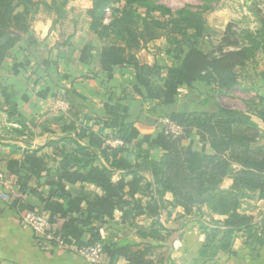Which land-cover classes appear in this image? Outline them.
Masks as SVG:
<instances>
[{
	"label": "trees",
	"instance_id": "16d2710c",
	"mask_svg": "<svg viewBox=\"0 0 264 264\" xmlns=\"http://www.w3.org/2000/svg\"><path fill=\"white\" fill-rule=\"evenodd\" d=\"M88 1L89 6L85 10L89 19L88 28L98 39L105 40L110 36L108 30L115 24V18L104 23L103 14L107 7L111 10L116 0ZM18 7L23 9L16 11ZM37 9L38 2L35 0H0V67L7 52L19 39L9 33V28L28 32L29 15ZM57 11L61 13L63 10ZM259 21L257 30L239 29L235 23L228 22L219 45L213 51H205L198 43V38L204 33L201 12L180 8L166 21L150 20L144 23L142 29L126 27L120 37L124 42L122 45H102L97 51L100 69L110 78L114 68L132 67L131 92L139 95L144 102H156L158 107L174 106L183 86L190 88L199 83L213 85L217 90L232 89L238 83L237 71L264 49V17ZM155 29L165 30L168 36L175 38L165 48V53L173 58V63L169 65L157 62L141 64L136 58V52L146 48L157 37ZM85 50L86 47L81 60L88 57ZM103 110L105 116L100 123L112 130L108 137L122 141V145H119L122 148H112L110 154L115 157L125 150V155L129 156L134 151L131 147H136L138 157L142 158L141 164H131L123 159V167L128 174H133L143 166L152 177L150 182L144 181L143 191L154 185L157 199L161 202L164 194L169 192L173 206L181 207L183 213L189 214L195 204L201 203L203 187L214 177L226 175H232L234 188L256 190L259 197L264 196V135L262 144L254 145L259 136V125L248 114L223 107L215 112L170 110L167 117L184 128L182 135L172 136L164 134L153 124L131 119L129 107L122 100L104 103ZM257 118L264 123V110L258 111ZM74 129L69 124L65 130L75 132L76 138L86 134L84 130L78 132ZM193 130L203 144L200 152L192 149ZM86 135L91 144L105 153L106 148L101 147V132L90 131ZM66 137L67 140L76 139L71 135ZM144 144L150 149H160L159 158L148 159L149 150L141 148ZM206 144L212 150L211 154L205 153ZM87 148L77 146L76 150L83 156L79 161L66 157L63 161V178L71 183L91 182L102 191V195L73 197L66 192L64 184L58 182L46 198H41L27 209L45 211L52 231L66 242L76 246L98 243L101 246L100 264H112L120 258H124L127 264H152L148 254L153 251L154 240L162 237L160 230L163 227L158 222L149 228L139 229L136 234L111 242L101 236L97 225L104 217L112 218L114 210L127 204L128 198L135 202L134 192L142 177L133 175L127 182L124 178L112 181L113 169L92 165L96 155H91ZM26 160L32 164L34 162V159L29 161L27 157ZM70 161L82 171L68 170ZM19 201L17 196L11 205H17ZM237 205L238 199H234L232 212L222 222L200 220V233L203 236L200 256L211 259L219 250H231L241 232L246 236L245 244L252 250L264 242V217L254 221L251 216L239 213ZM147 209L150 215H158L157 207Z\"/></svg>",
	"mask_w": 264,
	"mask_h": 264
},
{
	"label": "crops",
	"instance_id": "0c3cea01",
	"mask_svg": "<svg viewBox=\"0 0 264 264\" xmlns=\"http://www.w3.org/2000/svg\"><path fill=\"white\" fill-rule=\"evenodd\" d=\"M260 4L264 5V0H244V6L249 8H259ZM22 9L18 7L16 11ZM57 13L53 24L49 17L30 14L28 32L9 28V33L19 39L7 52L0 67V185H7L11 192L9 201L0 205V264H90L83 257L61 247L41 248L35 233L19 222L20 213L29 205L37 204L41 198H46L58 182L63 183L66 192L73 197L102 195V191L91 182L71 183L63 178L66 157L74 161L83 157L76 150L79 145L87 146L88 152L96 155L92 165L113 169L112 181L124 178L127 182L133 175L142 177L134 192L135 202L128 198L127 204L114 210L112 218L104 217L97 223L104 239L110 242L120 240L158 222L163 227L160 230L162 237L154 240L153 251L148 254L152 264H264V242L252 250L245 244L243 232L235 238L231 250H219L211 259L199 255L203 243L200 220L224 221L232 212L234 199H238L236 209L239 213L251 216L254 221L264 217V196L259 197L256 190L234 188L232 175L216 176L203 187L201 203L195 204L192 211L185 214L181 207L173 206L169 192L164 194L161 202L157 199L154 185L143 191L144 181L152 180L143 166L136 173H127L123 159L131 164L142 162L136 147H131L134 151L129 156L125 155V150L115 157L110 154L112 148L122 147L109 143L108 135L112 130L100 123L105 116L104 103L122 100L129 107L131 119L150 124L153 123L147 119V115L152 113L148 110L149 106L168 111L180 110V107H158L152 101L142 103L139 95L128 90V82L132 83L134 75L130 66L114 68L112 77L108 78L99 65L97 51L100 45H90L87 40L79 41L82 38L78 39L80 29L72 30L63 37L60 20L64 19V13ZM77 18L74 17V20ZM86 20V30L95 38L88 28V17ZM85 47L88 57L81 60ZM135 55L141 64L155 62L144 49ZM210 97L205 95V101ZM58 101L66 102L67 106L56 107ZM186 110L216 111L209 110L207 102L204 103V110ZM246 114L259 125V136L254 145H260L264 123L255 114ZM69 124L78 132H101V147L106 148L105 153L91 144L86 134L76 138L75 132H67L65 129ZM67 135L76 139L67 140ZM191 140L192 149L200 152L203 144L195 130ZM141 148L149 150L150 160L158 159L161 154L160 149H150L145 144ZM204 151L212 153L207 144ZM26 157L29 161L34 159L33 164ZM69 165L68 170L82 171L73 161ZM232 166L237 168L235 164ZM17 196L20 201L11 205ZM150 206L158 208L156 217L148 213L147 207ZM41 213L48 215L45 211ZM112 264H127V261L120 258Z\"/></svg>",
	"mask_w": 264,
	"mask_h": 264
},
{
	"label": "rangeland",
	"instance_id": "374dc122",
	"mask_svg": "<svg viewBox=\"0 0 264 264\" xmlns=\"http://www.w3.org/2000/svg\"><path fill=\"white\" fill-rule=\"evenodd\" d=\"M35 1L38 2V9L33 14L37 17H49L52 24L55 15L58 14L57 9L63 10L64 19L60 20L63 37L68 36L72 30L80 29L81 33L78 39L82 38L79 41L87 40L90 45H100V47L108 44H124L120 37L126 27L142 29L147 21H166L175 14L177 9L187 8L201 12L204 19V33L202 37L198 38V43L205 51H213L219 45L228 22L235 23L239 29L257 30L260 27L259 19L264 17V5L260 4V10L255 11L254 7L244 6V0H116L110 12L103 14L104 23L115 18V24L108 30L110 36L105 40H100L97 37L92 38V35L86 30L85 10L87 3L89 4L88 0ZM209 6L211 8H208ZM76 16L78 18L74 20ZM154 31L157 37L147 44L144 50L161 65L173 63V58L165 53V48L168 42L175 38L168 36L165 30L155 29ZM263 71L264 49L258 51L243 69L237 71L238 83L234 88L217 90L213 85L199 83L190 88L183 86L180 88L176 107L172 106V108L204 110V103L207 102L209 110L223 107L257 116L258 111L264 110ZM128 84L130 86L128 90H132L131 82ZM205 95L211 96L210 99L205 101ZM148 110L152 113L147 115V119L156 128H159V120L167 117V113L170 111L164 108L156 110L154 105L149 106Z\"/></svg>",
	"mask_w": 264,
	"mask_h": 264
},
{
	"label": "built area",
	"instance_id": "2783aa9c",
	"mask_svg": "<svg viewBox=\"0 0 264 264\" xmlns=\"http://www.w3.org/2000/svg\"><path fill=\"white\" fill-rule=\"evenodd\" d=\"M109 12L110 8L107 7L105 13ZM66 106L67 104L64 101L56 103V107L58 108H65ZM158 126L167 135L180 136L184 133V128L168 117L161 118ZM108 139L112 146L122 145V141L118 138L109 137ZM10 194L9 187L1 184L0 205L9 201ZM19 222L21 225L29 227L35 233L38 245L41 248H48L50 246L61 247L83 257L90 264H100L102 261L100 258L101 246L98 243L76 246L70 242H66L60 235L52 231L51 223L44 213L26 208L20 213Z\"/></svg>",
	"mask_w": 264,
	"mask_h": 264
}]
</instances>
